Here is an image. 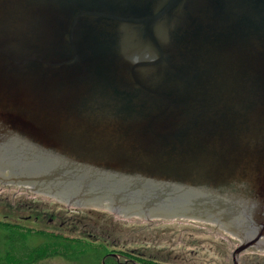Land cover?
<instances>
[{
	"label": "water",
	"instance_id": "obj_1",
	"mask_svg": "<svg viewBox=\"0 0 264 264\" xmlns=\"http://www.w3.org/2000/svg\"><path fill=\"white\" fill-rule=\"evenodd\" d=\"M198 1L0 0V174L213 222L237 264L264 251V0Z\"/></svg>",
	"mask_w": 264,
	"mask_h": 264
},
{
	"label": "rangeland",
	"instance_id": "obj_2",
	"mask_svg": "<svg viewBox=\"0 0 264 264\" xmlns=\"http://www.w3.org/2000/svg\"><path fill=\"white\" fill-rule=\"evenodd\" d=\"M101 212L105 211L58 203L45 195L21 189L13 181H0V220L25 226L17 228L0 223V264H118L109 254H104L106 246L109 250L126 247L165 264H233V252L241 245L238 237L213 222L185 217L152 222L137 215L112 213L105 219ZM45 215L42 225L34 224L36 216ZM50 218H55L52 227L48 225ZM25 228L53 231L82 240L89 238L94 245H100L95 241L102 244L100 250L91 247V251L83 249L73 255L66 253L63 247L57 253L45 254L43 248L54 245H47L44 238L31 234L18 235L7 245L9 235L28 231ZM239 262L264 264V251L251 248L241 254Z\"/></svg>",
	"mask_w": 264,
	"mask_h": 264
},
{
	"label": "trees",
	"instance_id": "obj_3",
	"mask_svg": "<svg viewBox=\"0 0 264 264\" xmlns=\"http://www.w3.org/2000/svg\"><path fill=\"white\" fill-rule=\"evenodd\" d=\"M102 216L105 219H108V217L110 215L107 214V213H102ZM58 237L59 236H56V238H58ZM7 238H9V240H11V243H12L15 240V235L14 234L12 236L9 235ZM49 244H52L54 246L50 247V248H43L42 252H44L45 254H50V253H53V252L57 253L61 247H63L64 251L66 253L70 254V255H73L76 252H82L83 249L86 250V251H88V250L91 251V247L94 248V249L100 250V248H99L100 245L92 246L90 244H85V243L76 242V241H69V242L61 241V242H59L58 240H55L52 243H49V242L47 243V245H49ZM125 255H127V257L132 262H139L141 264H165V263H161V262H158V261H155L153 259L146 258V257H143V256H136V255L131 254V253H125ZM68 258L70 259V257H68Z\"/></svg>",
	"mask_w": 264,
	"mask_h": 264
},
{
	"label": "flooded vegetation",
	"instance_id": "obj_4",
	"mask_svg": "<svg viewBox=\"0 0 264 264\" xmlns=\"http://www.w3.org/2000/svg\"><path fill=\"white\" fill-rule=\"evenodd\" d=\"M206 1H207V3H205V4H200V1H198V3L200 4V7H198L197 10H199L201 12V14L204 13V10H209V6L216 9L218 7V3L220 0H206ZM245 4H249L251 6V8H253V7L256 8L255 5H259V4H261V2L257 1V0H245ZM251 17L256 18V16L252 13H251ZM1 178L2 177H0V179ZM44 218H46V215L45 216H37L35 218V222L39 223ZM53 219H54V221H52V218H50L48 220L49 225H53L55 223V218H53Z\"/></svg>",
	"mask_w": 264,
	"mask_h": 264
}]
</instances>
